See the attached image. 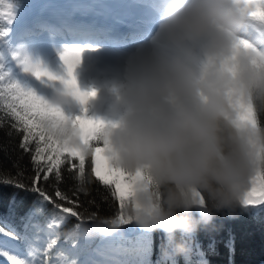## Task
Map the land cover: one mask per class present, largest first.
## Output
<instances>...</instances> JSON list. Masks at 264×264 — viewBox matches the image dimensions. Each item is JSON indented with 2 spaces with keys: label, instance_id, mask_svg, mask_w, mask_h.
Instances as JSON below:
<instances>
[{
  "label": "clouds",
  "instance_id": "9594fccd",
  "mask_svg": "<svg viewBox=\"0 0 264 264\" xmlns=\"http://www.w3.org/2000/svg\"><path fill=\"white\" fill-rule=\"evenodd\" d=\"M155 13L149 39L124 56L107 114L95 117L110 169L128 181L116 193L122 212L84 213L64 236L90 240L134 223L162 231L174 259L188 252L176 233L247 207L264 171V126L242 119L264 117V19L250 0H156ZM52 77L59 87L50 104L81 113L76 78L73 89L66 75Z\"/></svg>",
  "mask_w": 264,
  "mask_h": 264
},
{
  "label": "trees",
  "instance_id": "16d2710c",
  "mask_svg": "<svg viewBox=\"0 0 264 264\" xmlns=\"http://www.w3.org/2000/svg\"><path fill=\"white\" fill-rule=\"evenodd\" d=\"M29 3L0 0V250L5 252L0 261L6 262L11 251L29 258L30 264H264V171L254 177L247 207L213 212L191 235L176 233L175 241L184 242L188 249L185 256L172 259V241L162 231H143L134 223L122 224L109 236L77 241L65 238L67 229L84 213L115 217L122 212V204L114 183L105 185L96 180L91 153L81 174L79 162L65 153L60 154L63 163L59 165L54 163L57 153L51 149L37 156L36 144L45 146L39 137L29 138L27 150L22 147L24 125L13 127L18 121L10 114V93L13 85H18L40 97L44 88L39 79L14 68L21 43L9 42L6 33L9 11L13 7L25 10ZM262 6L264 0L261 14ZM15 103L19 107L20 102ZM92 144L102 146L99 141ZM6 178L11 182L4 183ZM192 216L199 220L196 212Z\"/></svg>",
  "mask_w": 264,
  "mask_h": 264
},
{
  "label": "rangeland",
  "instance_id": "374dc122",
  "mask_svg": "<svg viewBox=\"0 0 264 264\" xmlns=\"http://www.w3.org/2000/svg\"><path fill=\"white\" fill-rule=\"evenodd\" d=\"M262 1L250 0L257 14H261L259 8L261 7ZM49 2L46 0L45 6L40 8L36 14L42 15L46 13L51 7ZM67 2H64V6ZM73 2L74 8L79 11L87 8L89 5L92 8L96 4L100 8L108 5H110L109 7L116 8L118 4L123 6L131 5L129 1L123 0H74ZM67 9H61L65 19L68 18L67 12L69 10ZM29 13L28 8L26 11L12 8L8 13L9 23L6 39L9 42L19 41L21 43L17 48V55L14 58V68L24 76L30 74V76H34L35 78V72L40 71L41 76L39 81L43 84L44 88L43 90L40 89V98L47 103H51L54 90L59 87V83L58 81H51L49 77H52V75L58 77L67 76L66 66L62 57L67 56L72 60L73 54L71 51L80 50V60L76 64L74 76L82 91H94L96 93L95 97L90 99L86 106L87 115L91 117H104L107 114V100L109 95L107 87L109 89V81L111 80L115 83L120 77L125 54L136 45L149 39L155 30V21L151 23L154 24L153 31L147 35L130 39L122 45H109L104 43V41L64 40L49 28L42 26L35 28L34 31L22 33L27 25L38 19V16H30ZM139 28H143L142 23L139 24ZM103 35H107V31ZM139 38L141 39L131 42ZM62 110L65 111L66 109ZM69 112H72L74 116L81 114L79 107H75ZM0 264H6V262L0 261Z\"/></svg>",
  "mask_w": 264,
  "mask_h": 264
},
{
  "label": "snow or ice",
  "instance_id": "6c2138e0",
  "mask_svg": "<svg viewBox=\"0 0 264 264\" xmlns=\"http://www.w3.org/2000/svg\"><path fill=\"white\" fill-rule=\"evenodd\" d=\"M264 7V6H262ZM251 15V14H250ZM264 19V13L261 14ZM73 59L70 60L67 56L62 57L67 71V86L76 89V80L74 76V69L76 64L80 60V50H72ZM35 74L40 77L41 72L36 71ZM53 79V77H49ZM19 92V95L16 93ZM76 97L82 105L81 114L78 116L66 115L62 110L55 108L50 103L45 102L39 96L34 94L31 90H26L18 85H13V91L10 95L13 97V102L8 105L11 109V115L18 121L13 127H19L23 124V131L25 132V143L22 144L24 149H28L27 141L31 137L35 139L39 137L40 141H44L45 146L36 144V155L42 156L43 153L50 149L57 153L55 157V164L59 165L63 163L61 160V153H66L69 157L79 162V171L81 174L85 170L86 156L91 153L92 156V173L96 180L102 184L110 185L115 184L116 193L123 194L122 188L128 187V181L125 175H120L110 169L108 160L104 155V146L93 145V141H98V132L100 128V121L95 117H89L87 113L86 105L89 97L95 95L93 91H76ZM19 101L20 105L17 107L15 101ZM23 110V114L21 113ZM29 115L32 119L29 120ZM242 119H249L256 127L264 126V117H259L254 113H247ZM35 131V136L33 132ZM51 141V143H49ZM103 145V144H102ZM35 159V158H34ZM48 159H52L51 156ZM52 169L49 168L50 172ZM4 183H10V179H4ZM255 191V190H253ZM41 195H44L41 193ZM44 199H48L44 196ZM250 201L248 200L247 203ZM76 215V213H72ZM61 220L64 217H60ZM12 237L16 236L15 232L11 233ZM29 257L32 254L31 242L28 241ZM5 252L0 250V255H4ZM6 264H30L29 258H21L13 252H7Z\"/></svg>",
  "mask_w": 264,
  "mask_h": 264
},
{
  "label": "bare ground",
  "instance_id": "6f19581e",
  "mask_svg": "<svg viewBox=\"0 0 264 264\" xmlns=\"http://www.w3.org/2000/svg\"><path fill=\"white\" fill-rule=\"evenodd\" d=\"M45 1L46 0H33L31 2L28 7L29 14L30 16H38V19L27 25L22 33L34 31L35 28L42 26L49 28L64 40L105 41L109 45H122L125 44L127 39L136 34L137 37L140 34L141 36L147 34L143 29H140V31L137 29L138 33H134V30L139 27V24L144 23V21H142L143 19L149 17L150 19H146V22H153L156 19V15L154 12H151L152 9H150V6L147 3H142L145 2L144 0H138V2L141 3V5L138 6L134 3L135 0H123L129 1L131 5L123 6L118 4L116 8L109 7L110 5L100 8L96 4L93 5L92 8L90 7L91 5H89L81 11L74 8V0H48L50 1L49 4L51 7L46 13L37 15L36 13L38 10L45 6ZM66 1L68 2L64 6V2ZM64 8H68L67 10H69L67 12V19H65L61 12V9ZM88 20H91V24H87ZM96 23L99 24L96 26ZM112 30H114V33L118 34L126 32V37L112 38L108 35L109 31ZM105 31H107V35H103ZM113 84L114 82L110 80L109 88ZM107 92L109 94L108 87Z\"/></svg>",
  "mask_w": 264,
  "mask_h": 264
}]
</instances>
